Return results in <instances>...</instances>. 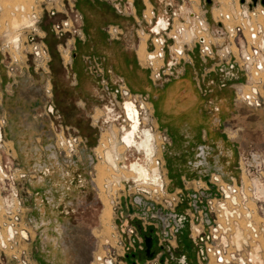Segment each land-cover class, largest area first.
<instances>
[{"label":"rangeland","instance_id":"374dc122","mask_svg":"<svg viewBox=\"0 0 264 264\" xmlns=\"http://www.w3.org/2000/svg\"><path fill=\"white\" fill-rule=\"evenodd\" d=\"M151 1L158 16L165 15L168 3L171 7L166 57L157 67L144 59L145 49H155L151 40L156 35L143 39V29L151 33L143 0H135L137 12L129 10L127 0L25 1L28 6L35 2V25L22 30L17 48L6 43L13 9L0 12V22L7 23L0 29V162L5 174H0V202L14 199L0 209V231L4 234L11 224L18 231L16 242L0 246V264H23L25 256L32 264H94L109 250L115 264H143L147 258L139 246L144 243L135 244V256L128 248L125 254L130 230L151 235L159 212L186 215L189 202L204 207L205 200L199 203L197 197L209 194L201 187L212 186L215 195L216 185L244 183V175L264 181V76L252 83L254 73L243 58V50L264 54V49L248 42L239 16H234L242 20L234 25L235 35L217 31L223 19L214 16V8H222L219 0ZM257 4L256 18L264 11ZM232 8L249 11L239 1ZM189 10L196 13L191 18L208 20L212 30L207 44L184 42L181 55L172 33L187 22ZM258 25L264 32V16ZM206 46L214 57L205 56ZM260 58L264 64V55ZM159 68L167 74H156ZM253 85L259 89L256 103L243 97ZM126 103L138 110L141 131L157 136L164 179L159 191L136 183L148 179L141 153L135 144L122 146L132 121ZM112 137L123 152L115 171L126 169L120 180L112 177L115 172L103 155ZM200 145L210 151L207 171L196 168ZM208 175L212 185L206 184ZM182 240L181 235L179 249ZM189 254L194 258L192 249Z\"/></svg>","mask_w":264,"mask_h":264},{"label":"built area","instance_id":"2783aa9c","mask_svg":"<svg viewBox=\"0 0 264 264\" xmlns=\"http://www.w3.org/2000/svg\"><path fill=\"white\" fill-rule=\"evenodd\" d=\"M116 1V0H113ZM129 3V10L133 12H137V8L135 5V0H127ZM231 2L232 7L238 1L240 2L243 8L248 7L250 12H254L256 6H251V0H246L245 3H242L241 0H228ZM220 4L222 1L219 0ZM143 3L146 7L144 10L143 17L147 21L150 27V32L147 33L142 30L144 34H148V36H152V34L156 35L155 40H151L152 44L155 45L154 50H148L149 53H155L159 56L160 60H165L166 51L164 50L166 44L168 43V39L165 38V35L168 36V31L170 26V21L166 16L168 13V9L171 8L168 3L167 10L165 11L164 16H158V12L152 3L151 0H143ZM150 3V4H148ZM263 5V4H262ZM221 6V5H220ZM264 6V5H263ZM150 9V14H147V10ZM123 9H120V11ZM248 11V12H249ZM196 14L194 10H189V16L187 17L186 23H178L190 26H198L200 23H206L205 25H201L202 32L199 35L194 36L193 40L196 41L199 45L207 44V36L209 35V31H211V23L204 19L200 18L196 15L195 18H191L190 15ZM227 14V15H226ZM232 13H223L221 18H229V15ZM245 14L242 11V15ZM163 18L164 21L160 23V19ZM211 20L215 21V17L211 16ZM223 20V19H222ZM221 19L219 20L221 23H217L218 26H221L225 31V36H231V29H227V27L222 23ZM217 21V20H216ZM210 24V25H209ZM221 24V25H220ZM65 26H70L71 23L66 22ZM176 27L175 31L179 32L180 28ZM158 27V28H157ZM237 27H235L236 30ZM205 32V34H204ZM237 32V31H236ZM262 33H264L262 31ZM173 37L177 35V33H172ZM236 34V33H235ZM234 34V35H235ZM159 37V38H158ZM150 39V38H149ZM176 39V36H175ZM161 40V41H160ZM192 40V41H193ZM190 41V42H192ZM158 42L161 43L160 49H158ZM186 41V43H190ZM207 47V48H206ZM205 47V56L214 57L207 50H211L208 46ZM178 54L185 53V48L183 47L182 51H178ZM158 53V54H157ZM221 56L220 54H218ZM156 56V57H158ZM221 56V57H225ZM227 57V56H226ZM244 58V56H243ZM233 59V58H232ZM154 65V63H149ZM155 66V65H154ZM157 67V66H156ZM156 74L162 75L167 74L162 71L161 68L156 69ZM245 172V170H244ZM247 172H250V169H247ZM255 176H253L254 179ZM257 177V176H256ZM258 177H260L258 175ZM217 178V177H216ZM261 178V177H260ZM218 180V178H217ZM262 180V178H261ZM212 183V182H211ZM234 183L235 186L234 187ZM264 183V181H263ZM207 184V182H206ZM218 194L208 196L204 198L203 196L197 197L199 203L204 204L205 206L201 208L202 205H199V208H194V204L189 202L188 210L186 212L187 217L190 221V235L191 238L196 245L197 249V264H264V201H260L254 195V187L250 186L246 190L245 182L239 183L236 180L230 182H223L222 186L216 185ZM235 189L232 191V195L236 197V199L232 198L230 194H227V188ZM210 186L207 185L205 187H201V189H209ZM253 192V194H252ZM176 197L172 198L170 201V205H172L173 201H175ZM174 209V208H172ZM256 210V211H255ZM162 212H169L162 211ZM14 220H20V215H16ZM167 221L163 225L160 219L156 218L157 223H155L154 230H151L155 236H157L158 241V253L155 256H150L147 258L146 262L143 264H168L167 258L165 261L160 260V256L166 251L175 249L177 246V234H176V224L172 217H168ZM167 224V225H166ZM13 225V224H12ZM163 225V226H162ZM14 227V226H13ZM141 231V230H140ZM138 229L130 230L128 233L129 241L125 246V254L126 249L130 251V254L133 256L136 255L137 248L135 244L144 243L139 246L140 250H146V239L147 234L145 235L140 232ZM15 236L9 240H15ZM27 235V231L23 232ZM27 240L29 239L27 236L25 237ZM16 242V240H15ZM4 246V245H2ZM127 251V252H128ZM28 253V252H27ZM128 256V254H126ZM123 256V255H122ZM116 257H114L112 250H109V255H99L96 257V262L94 264H115ZM161 261V262H160ZM23 264H32L29 257L25 256L22 260ZM137 262H135L136 264Z\"/></svg>","mask_w":264,"mask_h":264},{"label":"bare ground","instance_id":"6f19581e","mask_svg":"<svg viewBox=\"0 0 264 264\" xmlns=\"http://www.w3.org/2000/svg\"><path fill=\"white\" fill-rule=\"evenodd\" d=\"M25 1L29 2L31 0H0V12L5 11L6 7L13 9V11H12L13 19L10 22L12 29L11 28L9 29L12 32H10V35L6 38V41H7L6 43L13 46L14 48H17L21 44L22 30L25 27H30V26L35 25V18L36 17L33 16V13L31 12V8L36 1L32 5H29V6L23 4V2H25ZM221 1H222V8H220V9L214 8V16L216 18L217 17L221 18V15L223 13H228V12L233 13V15L236 17L239 16V18L243 19L244 25L247 28L246 33L248 36V42L256 44L257 47L260 49H264V33H262L263 26L258 25V23H257V25H254L252 22V18L255 17L254 16L255 13L251 12L250 18H249V14L247 11H244L243 13H245V14L242 15L241 10H237L236 8H232L231 2H229L228 0H221ZM34 6H35V4H34ZM183 8L185 9V7H183ZM147 14L148 15L150 14V9L147 10ZM259 14L264 16V11L262 10L261 12H259ZM228 15H229V18H223V19L225 20L226 24L230 27L231 34L234 35L236 33L235 26H234L235 23L242 21V20L241 19L236 20V18H234L231 14H228ZM243 17H246V18H243ZM5 24H7V23H5ZM5 24L1 20L0 29H2ZM202 24L205 25V27H207L206 23H200V22L198 24L199 27L198 26H196V27L190 26L188 24L187 25L180 24L178 26V27H183V28H180L179 32H177V35H175L176 41H177L176 49L178 51L183 50L184 42L181 40L185 41V39H186L190 42L191 39L193 38L192 34L187 33V32H184L182 35L181 30H184V29L190 30L194 36H197V35H199L200 32H202V29H201ZM204 34H205V32H204ZM145 38H146V34L143 37V39H145ZM233 38L234 37L232 36L231 39H233ZM145 43H146V41L142 40V44H144V46L146 45ZM159 46H161L160 42H158V47ZM146 48H147V46H146ZM158 49H160V47ZM248 50H249V54H248V52L245 53L246 50H243V56H244V59L246 60V63L251 67V73L252 74L254 73V75L251 78L252 83H256L259 80V78L262 79V77L264 76V64L260 58V56H262L264 54L259 53V51H257V54H255V52H253V54H251L250 49H248ZM143 51H144V48H143ZM156 56H158V55H156L155 53H149L145 49L144 59H145L146 63L151 62V63H154L155 66H157V63L160 61V59H159V56L158 57H156ZM255 57H257V60L255 59ZM254 62H255V64L251 65ZM261 75H263V76H261ZM256 89L258 90V88L255 85H253L252 87H250L251 92L243 93L244 97H247L246 98L247 101H252L253 103L257 101L258 97H257V90ZM125 106L128 108L129 115H130L132 121L129 122L131 124V126L128 129L127 135L122 138V140H123L122 146L123 147L125 146L126 148H130V145H132V144H135L137 146L139 152L141 153V160H142L143 165H144L142 168V172L149 179V180L148 179L145 180V182H139V183L136 182V183L142 187L149 188V189H152L154 191H159L162 189V187H164V179H163L162 174L160 175L159 161H158L157 157L154 156V152H156L155 151L156 146L160 147V145H158L156 143L157 136L154 133H152L151 131L146 130L145 128H144V131H141V129L139 128V124H140L139 112L134 107L133 103H126ZM144 106H146V104ZM145 108H147V107H145ZM138 129H140V131ZM115 134L117 135L116 132H115ZM0 137H1V133H0ZM113 139L114 140H112V145L108 146L107 147L108 149L106 148L105 151L103 150L104 151L103 155L105 157V161L108 163V166H109L108 170L110 172H112V171L115 172L116 170L118 171V169L120 167H119L117 160H119L121 157H123V156L120 157V154L122 152L121 148H119V146H118V143L120 141L118 142V141H115V138H113ZM120 162H121V160H120ZM0 168H1V162H0ZM130 170H132V169H130ZM125 172H126V169L121 168V172L120 173L115 172L112 177L116 178V180H117V178H119V180H120V179H122L121 176L125 177ZM246 172H247V170H245V173ZM122 174H124V175H122ZM129 174H130L131 178L132 177L136 178L138 176V175L136 176L135 174H131V173H129ZM256 176L258 177V175H255L253 180L251 178H248V176H245V175L243 178H244V182L246 184V190L249 191L248 188L250 186L254 187V192H255L254 195L257 197V199H260V194L257 190L258 189L257 183H259V182L262 184H264V183H263V180H261V178H257ZM1 178H3L2 175H1ZM256 178L258 180H256ZM234 187H237V186H235V183H234ZM233 190H235V189H233V187L229 188V189L227 188L226 193L230 194L232 198L236 199V197L232 195ZM262 192L264 193L263 190H262ZM252 194H253V192H252ZM11 201H14V199H12V200L2 199V202H0V209L3 210V208H4L3 205L5 202L10 203ZM106 209H107V212L105 214L107 215L106 217L109 218L111 216V210L108 207ZM106 209H105V211H106ZM15 231L16 230L12 224L7 226L6 232L4 234L0 231V246L9 245L10 244L9 239H12L15 236Z\"/></svg>","mask_w":264,"mask_h":264},{"label":"flooded vegetation","instance_id":"af4514ba","mask_svg":"<svg viewBox=\"0 0 264 264\" xmlns=\"http://www.w3.org/2000/svg\"><path fill=\"white\" fill-rule=\"evenodd\" d=\"M209 1H211V0H209ZM262 2H263V0H257V3H261V4L264 5V3H262ZM250 5L253 6V7L256 6V4H254L253 0H251ZM163 21H164V19L161 18L160 19V23H162ZM218 27L219 28H218L217 31L219 33L225 32L223 29H221L222 28L221 26H218ZM181 32H182V35H183L184 32L190 33V34H192V37L194 38V35H193V33L190 30L184 29V30H181ZM193 38L191 39V41L193 40ZM181 41L186 42L188 40L185 39V41L184 40H181ZM248 54H249V50H248ZM234 67L236 68L235 65L232 66V67L229 66V68L231 70H234L233 69ZM258 94H259V89L257 90V95ZM243 97H244V95H243ZM244 98H247V97H244ZM250 102H252V101H250ZM254 103H256V102H254ZM2 140H3V135L1 133L0 143L2 142ZM160 150H161V148H158L156 146V150H155L156 152H154V156L157 155V159H158V155L160 153ZM209 152H210L209 149L205 145H200V146L197 147V151L195 153L196 168L201 169V171H207V168H206L207 166L206 165H208ZM254 159L256 160V162H258V163L260 162L258 157H254ZM159 170H160V175H161L162 174V170H161L160 164H159ZM245 170H247V168H245ZM216 172H217L216 170L213 171V172L209 171V175H212V174H214ZM0 174L2 176L5 175L2 165H1V168H0ZM209 175H208V177L205 180H206L207 184L210 183L212 185L211 180L209 179L210 178ZM257 178H260V177H257ZM257 188H258L257 190H258V192L260 194V201H264V193L262 192V190L264 191V184H262L260 182L257 183ZM211 189H212V186H210V188L208 189L209 196L213 195V194H211V193H213L211 191ZM180 207H178V208L180 209ZM181 212H183V211L176 210V212L169 211V212H159L158 214H156L157 219H160L163 225L167 221L166 219L168 217H172V219L174 220V222L176 224V234H177V246H176V248L175 249H171V250H166L160 256V260L161 261H165V259L167 258L168 264H197V249H196V246L194 245V242H193V240L191 238V235H190V221H189V218L185 214L184 215L181 214ZM181 235H182V239H183L182 240L183 241V247L181 249H179V236L181 237ZM148 237L152 238V242H151V245L148 246L147 239H146L147 248L144 251V255L146 256V258H148V257H150L152 255L155 256L158 253V241H157L158 237L155 236L152 231H151V235L147 234V238ZM191 249H192V251L195 252L194 258H192L191 254H189L191 252ZM163 263L164 262H162L161 264H163Z\"/></svg>","mask_w":264,"mask_h":264},{"label":"crops","instance_id":"0c3cea01","mask_svg":"<svg viewBox=\"0 0 264 264\" xmlns=\"http://www.w3.org/2000/svg\"><path fill=\"white\" fill-rule=\"evenodd\" d=\"M215 13H216V12H215ZM262 19H263V15H260L258 18L253 17V18H252V22H253L254 25H257V23L262 22ZM259 20H260V21H259Z\"/></svg>","mask_w":264,"mask_h":264},{"label":"water","instance_id":"95a60500","mask_svg":"<svg viewBox=\"0 0 264 264\" xmlns=\"http://www.w3.org/2000/svg\"><path fill=\"white\" fill-rule=\"evenodd\" d=\"M245 1H246V0H241L242 3H245ZM253 2H254V4H257V0H253ZM262 3H264V0H263ZM149 238H150V237H149ZM149 238H147V239H148V242H149ZM149 244H150V242H149ZM149 244H148V246H150Z\"/></svg>","mask_w":264,"mask_h":264},{"label":"trees","instance_id":"16d2710c","mask_svg":"<svg viewBox=\"0 0 264 264\" xmlns=\"http://www.w3.org/2000/svg\"><path fill=\"white\" fill-rule=\"evenodd\" d=\"M41 259L43 260V258L40 257V260H41ZM45 264H46V263H45Z\"/></svg>","mask_w":264,"mask_h":264}]
</instances>
